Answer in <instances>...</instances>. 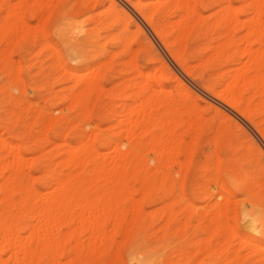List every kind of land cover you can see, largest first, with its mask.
I'll use <instances>...</instances> for the list:
<instances>
[{
  "label": "bare ground",
  "instance_id": "obj_1",
  "mask_svg": "<svg viewBox=\"0 0 264 264\" xmlns=\"http://www.w3.org/2000/svg\"><path fill=\"white\" fill-rule=\"evenodd\" d=\"M262 1L251 0V3L248 4L252 15L246 25L240 20L241 14L246 13L243 10L245 7L237 8L232 0H65L57 7L54 13L49 11L50 13L48 12L49 14L45 18L42 17L44 21L37 29L30 26L25 20L24 13L16 5L13 4V7V5L9 4L8 8H5V12H7V9L8 12L4 19L2 18V22L4 20L2 25L0 23V40L6 43L4 48L2 47L3 49L0 48V72L4 75V78L10 76V67L7 60H12L10 58L11 53L13 49L20 46L23 34L27 35L30 31H38V29L46 25L52 27L51 30L59 32L58 35L63 41L64 50L70 58H88V49L91 46H96L99 42L95 40L96 33L99 31H111L108 36L104 37V40L110 39L112 48L123 46V51H119L120 53H116L118 50L116 52L115 50H112V52L108 51L106 62L101 64L100 61L97 67H94L95 71L93 73L79 75L80 70L79 72L72 70L71 79L75 81V85L72 82L73 88L75 87L79 91H71L70 96L67 94L66 100L69 104L67 108L74 112L78 110L81 120L83 118L85 121L84 118L90 114L88 102L91 98V93L103 89L102 82L107 78L105 71L112 70V67L118 62L123 67H127L128 63L131 64L128 60L125 61V57L129 54L126 52L127 47H131V44L127 46L119 34L113 32L130 31L131 26L135 27L133 40L141 39L144 42L146 47L144 51L152 62L155 58L160 59V64L159 62L158 64L161 65V69H159V72L162 74L164 70L167 71L170 75L167 76L174 79L182 89V96L184 93L187 97H191L193 92L175 75L174 70L171 68L172 65L170 67V63L167 64L168 61L165 62V59L162 58V52L157 48L155 40L151 38L149 29L154 34L153 37L155 36L161 43L164 52L182 69L185 75L193 79L198 78L201 81V88L206 93L205 97L207 100L205 103L207 110L212 112L213 115L210 122L204 123L203 126L200 122L203 116L194 111V107H196L194 105L193 109L189 106L187 110L192 109L196 116L193 112L191 114L196 119L192 117L193 121H185L181 116L179 120L177 112L179 113L182 110H178L175 96L163 85L161 78H158L159 72H156L157 75L154 78L150 71L146 73L138 71L137 54L140 53L139 48L140 46L142 47L140 45L137 49L139 52H136V50L132 51L133 55L136 54L135 58L130 56L134 59V63H132L135 64L134 70L130 71V75H123L122 73L121 75L119 73L123 79L118 87L115 86L117 87L115 93L119 98H122L121 107L119 108L123 112L120 115L125 120H122L124 122L123 128L117 131L116 136L111 137L122 136V141L124 139L123 143H118L117 141L113 143L111 141L112 146L114 145V153L101 155L96 147L95 135L91 139V137L88 138L89 134L87 136L85 133L82 135L77 134L78 138L75 145L67 143L66 139L62 140L64 145L67 146L62 159H59L58 162L56 160L54 165L56 162L57 164L53 165L54 168L51 167L50 171L45 170L47 171L46 173L43 172L44 168L42 166L43 187L47 191L51 190L44 193L36 188L33 182L31 186L23 183V178L27 174L32 175L30 174L31 168L36 167L43 159V146L40 150L42 154L40 158H37L39 157L38 151L37 157L35 159L31 158L32 161L30 158L27 160L31 153L25 156V152L28 153L34 149L35 140H39L38 137L25 135L23 140L20 138L22 144H16L13 139L4 138V133L1 134L0 264H42L44 260H47L48 264H93L100 257L109 259V262H114L121 257L123 251L128 252V258L132 264H159L158 258L153 256L154 254L148 253L144 249V244L140 245L142 242L140 244L136 242L139 239V235L142 234L148 218L145 217L143 203L151 201L153 194L160 190L166 191L169 197L176 196L175 194L179 190L181 198L176 204L183 206L184 204L182 205V203L185 202V206H187L186 203H189L190 207L189 205L187 206L188 208L183 207L186 209L190 208L188 211L189 219L192 220L198 217L205 224L204 231L210 233L209 236L216 234L219 237L218 249L215 248L217 245L213 247L214 243H211L212 240L206 239L209 241L207 245L206 240H203L205 237L202 238L200 245H204L200 249V253L198 252L194 255L192 261H189V264H196L198 261L196 259L201 254L202 257L215 260V264H264V243H259L256 238L254 241L247 242L239 231H235V228V230H230L229 227L231 225L229 223L231 213L235 210L243 209V220H246L247 230L249 228L251 231H255L253 233H259L260 236H264V2ZM25 2L27 1L23 2L21 0L20 3L22 4L20 6ZM34 2L35 0H32L31 4ZM36 2L41 4L44 2L43 6L47 3V7H43L46 8V11L47 8L49 10L51 7V5L49 6V0H36ZM11 6L12 8L9 10ZM213 6L216 7L215 10L205 16L204 11ZM37 7L40 6H35V8ZM105 7H107L106 10L98 12V10ZM43 8L38 9V13H41V16ZM32 10L34 11L33 8ZM94 12L98 13L95 14ZM85 16L88 17L82 23L77 21V19L82 17L85 19ZM240 28L246 29L244 36L243 33L240 36L242 32L239 31ZM42 30L46 29L43 27ZM125 38L128 37L125 36ZM200 38L208 40L203 49L207 51V54L202 53L201 51L203 50L197 48V45H191ZM130 40L132 39L129 38L128 41ZM132 41L128 43H132ZM140 42H138V45L141 44ZM100 44L102 47L97 46L100 47L99 53L101 54L104 48L102 43ZM43 46L45 47V43ZM51 48L54 51V47ZM124 49L126 50L124 51ZM9 52L10 56L8 59ZM38 53L36 54L38 55ZM244 59H247L245 60L247 61L246 63H244L245 61L242 62ZM193 60H197L199 63L194 66L191 64ZM15 63L11 61V64H20ZM61 64L59 63L58 67H56L61 69ZM221 65H223L222 68L229 66L231 68L227 71L225 70L220 76H216L215 72L219 74L217 67L219 66L220 68ZM207 69L213 71L207 72ZM19 70L21 69L19 68ZM67 71L64 72L67 73ZM132 71H136L137 74L136 72L132 73ZM207 73H209V79L206 78ZM17 79H19L18 75ZM67 79H69V76ZM152 79L155 80L153 81ZM19 81L21 83V80ZM18 83L16 82L17 85ZM35 87L33 88L36 89L37 87ZM17 88L19 87L17 86ZM69 88L71 89L72 87ZM36 90L39 89L37 88ZM36 92L38 93V91ZM0 93L2 94V91ZM1 94L0 97H2ZM6 94L8 95L7 91ZM22 94L24 92H20L18 96H22ZM98 94L101 95L100 92ZM67 95L64 94V97ZM99 95L94 93V97ZM177 96L179 95L177 94ZM61 97L57 96L56 99ZM196 98H198L197 95ZM7 99L8 97L3 102L6 103ZM17 99L18 101L15 102L17 104L25 102L23 97H18ZM1 100L4 99L1 98ZM1 100L0 102L3 104ZM26 100H28L27 97ZM12 101L15 100L12 98ZM186 101L189 100L187 99ZM55 102L58 101L53 103ZM27 104L30 106L25 103L22 105L29 109L34 106L30 102ZM95 104L94 107H96ZM6 105L4 109L7 108ZM182 106L183 103L180 108ZM3 107L2 110L5 112L6 110ZM51 107L53 106L51 105ZM161 108L164 109L162 111L164 113L160 112ZM200 111L202 110L200 109ZM52 114L49 117L52 118ZM63 115H60L62 119ZM174 115H176L178 123H175L177 119ZM9 116L8 113L7 117L9 118ZM19 116L14 117V120H17L16 118ZM68 117L71 119L72 116ZM186 118L191 119V116H186ZM58 119L54 117L47 122L45 121L46 125L45 123L38 125H44L42 127L45 128L44 131L46 132L53 131L59 126L60 129L62 128L60 133L66 130L70 131V133L71 131L78 132L77 124L71 125L69 118L65 120V126L61 125V119L60 121ZM79 119L78 121L75 119L78 124ZM11 122H14L13 119ZM111 122H113V119ZM173 122L178 127V131ZM33 123L36 124L35 122ZM3 125L4 130L11 131L12 125L10 124V129L7 120L3 121ZM35 127L37 126L35 125ZM179 127L182 128L181 132L183 133L181 134H179ZM89 128H92V126H89ZM24 129L26 130V128ZM84 129L86 128L84 127ZM91 131L93 130L90 129V136ZM67 134L65 135L67 136ZM65 135L62 136L65 138ZM106 135L108 136V134ZM73 136L76 137L75 135ZM19 137H21V134ZM101 137L103 138L104 136L102 135ZM145 137L149 138L146 143H143V138ZM187 137L191 140L187 141ZM69 139L71 138L69 137ZM125 139L127 141L126 144L124 143ZM61 142L60 144H63ZM103 145L104 147L106 146V144ZM183 153L187 159L184 158V161H181L180 156ZM151 154H154L155 158ZM25 157L27 158L25 159ZM175 165H178L179 171L177 170V173L175 172L177 169ZM173 167H175V170ZM25 168L29 170V173L25 171ZM32 171L35 170L32 169ZM37 172L39 174L41 171ZM202 177L204 179L207 178V184L204 187L201 186L202 188L200 187L201 191L204 189L203 192L197 187L198 184H191L192 179L197 182ZM136 178L142 182L140 184L141 189L137 188V191L140 189L139 197L143 195V198L141 197L142 199L140 198L141 200L138 201L134 197L136 189L131 192ZM213 188H216L217 192H212ZM187 191L194 197L200 198L204 206L196 207L193 203H190V199L186 196ZM130 192V197L124 199ZM218 193H222L219 199L216 197ZM239 196L243 198L240 199ZM126 201L130 202V206H128L130 210L126 207L125 211L134 213L129 222L128 218L124 217L125 212L122 209L125 207ZM174 206L175 203L173 201L167 206L165 217L167 216L169 219L168 223L162 226L164 231H161L160 234H165L167 226L169 227L174 220ZM158 218L160 219V217ZM111 224L113 228L110 229L112 230L110 232L108 227L111 228ZM150 224H155V221H151ZM148 228L150 229V226ZM185 229L184 227L181 236L184 238H186L184 236L186 235ZM201 232L204 233L203 231ZM169 234L172 236L171 232ZM119 235L122 236L121 242L117 240ZM159 236L160 238L162 237L161 235ZM148 237L147 239H149ZM160 238H158V241ZM202 241L205 242L203 243ZM205 245H207V248L203 251L204 247H206ZM162 247L161 249H163ZM152 249L154 251V248ZM201 250L203 253H201ZM168 251L170 253L171 250L168 249ZM187 252L190 253L191 251ZM174 255L176 256L178 253ZM202 257L199 259L201 260ZM96 263L98 264L97 260Z\"/></svg>",
  "mask_w": 264,
  "mask_h": 264
},
{
  "label": "rangeland",
  "instance_id": "obj_2",
  "mask_svg": "<svg viewBox=\"0 0 264 264\" xmlns=\"http://www.w3.org/2000/svg\"><path fill=\"white\" fill-rule=\"evenodd\" d=\"M22 1L24 2L25 0H22ZM26 1L27 2H25L22 6H20L22 4V3H20L21 0H18V1L17 0H11V1L2 0L1 1V6H0V10H1L0 11V23H1V25L4 22V20L2 22V18L4 19V16H6L7 15V12H8V9H7V12H5V8H8L9 4H11V5L14 4V5H16L17 8L19 7L18 9H21V12L24 13L25 20L30 24V26L32 28L35 27L34 29H37L39 27V25H41V23L44 21V18L50 13L49 11H51V13H54L55 10L57 9V7L59 5H61V3L63 1H65V0H52V1L49 0V6L51 5V7L49 8V10L47 8V11H46V8H43V7H47V3H46L47 1L45 2L46 3L45 6H43L44 2H42L43 4H41L40 2L37 3L36 0H35L36 4L34 5V3H35L34 2V3H32L33 4L32 5L31 4V1L32 0H26ZM9 2H11V3H9ZM232 2L235 4V6L237 8H244L245 7L243 10H245L246 13L245 14H241L240 20L245 25L248 24L247 23L248 22V19H250L251 18L250 16L252 15L251 14V9L248 8L249 7L248 4L251 3V0H250V2H249V0H232ZM262 2H264V0ZM244 3L247 4V5H245ZM6 5H7V7H6ZM14 5H13V7H14ZM25 5H26V7H25ZM31 5H32V7H31ZM38 5L40 7L35 8V6H38ZM41 7L43 8L42 9V12H43L42 13V16H41V13H38V9H41ZM11 8H12V6L9 7V10ZM32 8L34 9V11L32 10ZM106 8L107 7L102 8V9L98 10V12L100 13L101 11L106 10ZM215 8L216 7L213 6V7L209 8L208 10H205L204 11L205 16H208L207 14H211V12H213V10H215ZM2 10H4V11H2ZM98 12H96V13H98ZM94 13H93V15H94ZM42 17H44V18H42ZM87 17L88 16H85V19H84V17H82L83 19L80 18V19H77V21L79 23H82L83 21L86 20ZM36 24H37V27H36ZM46 26H43L46 30H42L43 27H41L40 29H38V31H30L29 34H27V35H25V34L22 33L24 35L23 36L24 39L23 38L21 39L20 46L18 48L13 49V51L11 50L12 51L11 56H10V52L8 54V59H9V56L12 59V60H10V59L7 60L8 64H9V67H10L9 68L10 69V76L9 77L6 76V78H4V75H2L1 72H0V74H1V76H0V89H2V90H0V92L2 91V94L0 93L2 95V97H0V100H1V98H3L4 100H1V101L5 105H6L7 101H8V103L6 105V107H7L6 109H4L5 108V105L1 104V102H0V113L2 112V114H0V125H1L0 126L1 127V129H0V139L2 138L1 137V134L4 133L3 134V137L4 138L7 137V139H13V141L16 142V144H20L22 142V141H20V138H21V140H23V138H25V135L26 136L28 135L30 137H33V135H34V136H36V138L38 137L39 140H37V139H36L37 141L35 140V142H36L35 145H38L39 147L34 145L35 151L33 149L31 152H28V153L25 152V156H27V155H29L31 153L28 156V158L25 157V159L26 158H27V160H29V158L30 159L31 158L32 159H35L37 157V151H38V156H39L37 158H40V156L42 155L41 152H40V150H41V147L43 146L42 147L43 148L42 151H44V154L42 155V157H43L42 160L43 161L41 160L40 163L36 167L31 168L30 174H32V175H28L27 174L23 178V183L25 185L31 186L32 185L31 183L33 182V185L36 188H38L40 191H43L44 193L47 190L45 189V187H43L44 186V180H42V176H43L42 171H43V168H44V171L43 172L46 173L47 171H45V170L50 171L51 170V167L54 168V166L57 164L58 160L59 159L60 160L62 159V155H63L64 151L67 150V146L64 145V143H63L62 140L66 139L67 140V143H70V144H74L75 145L76 144L75 142L77 141V138H78V135L77 134H81L82 135V134L85 133L86 136L89 134L88 138L91 137V139H92V136L94 137V135H95L96 138L94 140L97 141L96 147L100 151L101 155H103V156L106 155L107 153L110 154V153H112L114 151V148H113L114 145L112 146L111 141H113V143H114V141H117L118 143H123L124 139L122 141V136H117V138L116 137L115 138H111L113 136H116L117 135V131L120 130L121 128H123L124 122L122 120H125L124 117L122 116L123 117V119H122V117L120 115V113L123 112V110H121L119 108V107H121L120 104L122 103V101H121L122 98L121 97L119 98L117 96V94L115 93V90L118 87V85L121 84V81L123 79L121 75L122 74L123 75H128V74L130 75V73H131L130 71L132 69L134 70V68H135L134 67L135 64H132V63H134L133 62L134 59H132V57H130V56H133L134 57V56H136V54L133 55L132 51L133 50L134 51L136 50V52H139V50H140V53L137 54V56H138L137 57V64L139 65V66L137 65L138 66V71L145 72V73L150 71L152 73L151 75H153V77H154V76L157 75L156 72H159V69H161V65H159L160 64V59H156V58L154 59V57H153L154 61L152 62L149 59V57H147L146 52L144 51V49H146L144 42L141 39H138L137 37H136V39H138L139 41L138 40H133L134 39V36H135L134 35V33H135V27L131 26L130 29H129L130 31H113L115 34H119L120 38L123 39L126 42L125 44H127V46L129 44H131V47L128 46L127 47L128 48L127 50L124 49V51L126 50V52L129 53L128 54L129 58H128V56L125 57V61L128 60L131 64L128 63V66L127 67H123V66L120 65V62H118V63H116V65H114V67H112V70L109 69V70L105 71L106 73L104 72L105 74H107V78H106V80H104L102 82L103 89L102 90H96L97 92L94 91L93 93H91V96H90L91 98H90V100L88 102L89 103L88 104V111L90 112V114L88 115V117L84 118L85 121L83 120V118L81 120V117H80L81 115L79 116L78 115L79 112H77L78 110H76V112H74V111H70L69 108H67L69 106L68 101L66 100V98L68 97V95L70 96L71 91L72 92H76V91L78 92L79 91V89H77L75 87L73 88V86L75 85L74 84L75 81H73V79H71L72 77H71L70 74L74 70H77L78 72L80 70L79 75H81V74L82 75L83 74L88 75V73H90V72L93 73L95 71V68L94 67L95 66L97 67V65H98V63L100 61H101L100 62L101 64H103V63L106 62V60L108 59V51L109 52H112V50H115V52H116L118 50V52H116V53H120L121 51H123V46L120 45L121 47L120 46H118V47L116 46V48H114V47L112 48L111 47L112 41L110 39H107V41L104 40V37L105 36H108L111 31H99V32L97 31L98 33H96L97 35L95 37V40H98L99 41L97 45H99L100 43H102L103 48H104V50H102L103 53H101V54L99 53V51L101 50L100 47H102V46H100L101 45L100 44L99 45L100 47L96 45V46H91L88 49V53H87L88 58H86V59L85 58H70L67 55V53L65 52V50H64L63 41L60 38V35H58L59 32L58 31L51 30L52 27H50L49 25H46ZM240 29H239V31H242L240 33V36H241L242 33H243V36H244L245 33H246V31H245L246 29H244V28L243 29L240 28ZM77 32H79V31H77ZM31 33H33V34H31ZM149 33H150L151 38L153 40H155V44H157V48L159 49V51H161L162 53L165 54L164 55V54L161 53L162 58L165 59V62L168 61L167 64L170 63L169 64L170 67L172 65L171 68H172V70H174L173 72L175 73V75H177L191 89V91L193 92V94L191 95V97H187L184 93H183V96H182L181 95L182 92H183L182 89L178 86V84L176 83V81L174 79H172L171 77H168L170 75L167 73V71L164 70L162 72V74H161V72L158 73L157 76H158V78H161V81H162L163 85L169 91H171V93H173V96H175V99H176V102H177V106L176 107L178 108V110H182L183 111V114L186 113V114L183 115L182 114V111H180L181 113L180 112L179 113L177 112V116L179 117L178 119L180 120L181 116H182L183 119H185V121L192 120L193 118L196 119V117H193L192 114H191L193 112L192 109H193V107L195 105L196 107H194V111L200 113L203 116L202 120L200 121L202 123V125L204 126V123H206V124L209 123L210 120H211V118H212L211 116L213 115V113L210 112L209 110H207V106H206V103H205V101L207 100L206 97H205L206 96V93H204V91L201 88V81L198 78H194L193 79L192 77H189V76L185 75V73L182 71V69L180 67H178V65L170 57H168L169 55L166 54V52H164V48H162L161 43L158 41V39H156L155 36L153 37L154 34L152 33V31L150 29H149ZM98 34H99V36H98ZM121 35H122V37H121ZM125 36L128 37V38H125ZM45 38H47V39H45ZM129 38L132 39L133 41L132 40L128 41ZM48 41H49V43H47ZM131 41H132V43H128V42H131ZM138 42H140L141 44L138 45ZM44 43H45V47L43 46ZM207 43H208V40H205L203 38H200L197 42L192 43L191 45L192 46L197 45L196 46L197 48L203 50L205 48V46H206ZM199 44H200V46H199ZM0 45H1L0 48H2V47L4 48V45H6V43L4 41H1L0 40ZM140 45H142V47ZM139 46H140V48H139ZM48 47H50V48L51 47H54V51H53V48L50 49ZM124 47H125V45H124ZM138 48H139V50L137 51ZM41 50H43V51H41ZM38 52H40L41 54L38 53ZM201 52L202 53L204 52V54H207V51H205V50H203ZM36 53H38V55ZM27 54H29V55H27ZM102 54H103V56H102ZM25 60H26V62H25ZM86 60H89V61H86ZM245 60H247V59H244L242 62H244ZM11 61H12V63H15L16 62L15 64H19V63L20 64L19 65H14V64H11ZM158 62H159V64H158ZM246 62L247 61H245L244 63H246ZM59 63L60 64L62 63L61 64L62 65L61 66V69L60 68H57L58 65H59ZM196 63L198 64L199 62L197 60L191 61V64H193L194 66H195ZM13 65H14V67H13ZM35 65H38V66H35ZM15 67H19L21 70H19V68H15ZM222 67H223V65H221L220 68H219V66L217 67L218 70H219V74H217L218 72H215L216 76H220V74H222L223 72H225V70L227 71V70H229L231 68V66L225 67V68H222ZM66 70H68L67 73H65ZM14 71H16L17 73L14 72ZM18 71H19V73H18ZM208 71H213V70L207 69V72ZM127 72H129V73H127ZM134 72H136V71H134ZM134 72L132 71V73H134ZM119 73L120 74L122 73V74L119 75ZM136 74H137V72H136ZM17 75L19 76V79H17ZM64 75L66 76V78H68V76H69V79L66 80V78H65ZM109 75H111V76H109ZM11 77H12V79H11ZM206 78L209 79V73L206 74ZM213 78H212V80H213ZM19 80H21V83H20ZM22 80H23V82H22ZM152 80L154 81L155 79H152ZM15 81L17 83L19 81L18 85L16 84ZM24 81H25V83H24ZM34 82H35V85H34ZM64 82L66 83V85H65ZM72 82H73L74 85L72 84ZM60 83H62V84H60ZM116 83H118V84H116ZM5 84H6V88H5ZM19 84H20L21 88H20ZM13 86H15V87H13ZM17 86L19 88H17ZM35 86L39 90H36L37 88ZM115 86H117V87H115ZM7 87H8V89H7ZM22 87H23V89H22ZM33 87H35L36 89H34ZM69 87H72V88L70 89ZM42 88H44V89H42ZM179 89H181V90H179ZM33 90H35V92L38 91L39 95H42L43 97L42 96H39L38 93L36 92V94L38 95V97H37V95L35 94V92H33ZM42 90H43V92H42ZM6 91H7V93H8L9 96L6 94ZM16 91H17V95H16ZM63 91L65 92L64 93L65 95H67V94L68 95L64 97ZM20 92H22V93L24 92V94H22V96H20V95L18 96V94ZM98 92H100L101 95H99ZM94 93L95 94L97 93V95H99V96H97V97L95 96L94 97ZM58 94H61V95H58ZM177 94L179 96H177ZM6 95H7L8 99H7L6 103H5L3 101L6 100V98H7ZM109 95H110V97H109ZM180 95H181L182 99H181ZM196 95L198 96V98H196ZM57 96H59V97L62 96L61 98H63V99H61V98L56 99ZM185 96H186V98H185ZM193 96L195 97L196 100L194 99ZM18 97L19 98L23 97V100L25 102H20L19 103L20 105L17 104V103H15V102L18 101V99H17ZM26 97H27L28 100H26ZM93 97H94V99H93ZM177 97L180 98L181 103H180L179 98H177ZM12 98L15 101H12ZM45 99H47V100H45ZM60 99H61V101H59ZM97 99H98V101H97ZM187 99L189 101H186ZM19 101H20V99H19ZM54 101H58V102H55L56 105H55V103H53ZM96 101H97V103L95 104ZM183 101L185 102V104H184ZM26 102L27 103L30 102L31 105L33 104L34 106L33 107L31 106L30 109H29L25 105H22L23 103H25L27 106H30ZM49 102L51 103V105L53 107H51V105H50ZM66 102H67V104H66ZM91 102H93V103H91ZM182 103H183V106L180 108V106L182 105ZM14 104H15V106H14ZM94 104H95L96 107H94ZM101 104H102V106H101ZM118 105H120V106H118ZM16 106H18V107H16ZM99 106H100V108H99ZM116 106H117V108H116ZM189 106L192 107L191 110L189 109L190 111L187 110V108H189ZM2 107H3L4 110H6L5 111L6 112V115H5V112L2 110ZM25 108H26L27 111H29L28 113L25 110ZM37 108L40 109V110H38ZM200 109L202 111H200ZM33 110H34V114H33ZM162 111H164V109L161 108L160 109V112H162ZM7 112L10 115L9 118L7 117V114H8ZM52 112H53V114H52ZM95 112H96V114H95ZM54 113H55V116H54ZM56 113H57V115H56ZM108 113L109 114L112 113L114 115L111 114V116H109ZM162 113H164V112H162ZM50 114H52V118L49 117ZM193 114H195V116H196V113L193 112ZM30 115H32L33 117L30 116ZM60 115L61 116L63 115V119H62V117H60ZM73 115H75V116H73ZM185 115L187 117L191 116V119L190 118H186ZM16 116H19L18 118H16L18 121L17 120H14L15 119L14 117H16ZM58 116L60 117L61 121H60V119H58L59 118ZM68 116L74 117L77 121H78V118H80L79 119V124H81L82 126L79 125L78 122H75V119L74 118L71 117V119H70V117H68ZM174 116L176 117V115H174ZM36 117H38V118H36ZM54 117L57 118L58 121H60V124L63 125V126H65V123H64V122H66L65 120H67V118H69V121L71 122V125L74 124V123L77 124L76 127L78 129L77 130L78 132L71 131V133H70V131H67L66 130L63 133H60L61 132V129H62V128L60 129V126L57 127L53 131L46 132V131H44L45 128L42 127L44 125H40V126L38 125V124H44V123L46 125L47 124L46 122L48 120L53 119ZM82 117H84V116H82ZM105 117L109 121H107L105 119ZM109 117H111V118H109ZM21 118L24 119L23 122H22V119ZM41 118H43V119H41ZM204 118H205V120H204ZM12 119L15 122V124H13L14 122L13 123L11 122ZM112 119H113V122H111ZM176 119H177V117H176ZM178 119H177V122L175 121V123H178ZM195 119H194V121H195ZM4 120H7V123L9 124V128L10 129H11V125H12L11 131L10 130L9 131L4 130V127H3L4 126L3 125V121ZM33 122H35L36 124H34ZM32 123H33V125H32ZM35 125L37 127H35ZM115 125H117V126L114 127ZM173 125L176 126V124H174V122H173ZM89 126H92V128H89ZM98 126H100V127H98ZM2 127H3V129H2ZM84 127L86 129H84ZM108 127H109V129H108ZM112 127H114V128L112 129ZM24 128H26V130ZM79 128H82V129H80L82 131H80ZM90 129L93 130V131H91V136H90ZM181 130H182V128L179 127V131H180L179 134L183 133V132H181ZM99 131H100V133H99ZM177 131H178V127H177ZM43 132H44V134H43ZM45 132L48 133V134H46ZM53 132H55L54 135H53ZM97 132H98V135H97ZM67 133H69V134H67ZM20 134H21V137H19ZM65 134H67V136ZM106 134H108V136ZM138 134H140V133L138 132ZM62 135H65V138ZM73 135H75L76 137H74ZM102 135L104 136L103 138L101 137ZM42 136H44V138H42ZM10 137H12V138H10ZM13 137H15L16 140ZM45 137H46V139H45ZM69 137L71 139H69ZM40 138H42L43 140L40 139ZM57 138H59V139H57ZM148 138L149 137L143 138V143H146V141L148 140ZM189 139L190 138L187 137V141ZM99 140L102 141V142H100ZM106 140H108V142L110 141L109 142L110 145H109L108 142H106ZM60 142L63 143V144H60ZM126 142L127 141L125 139V142L124 143L126 144ZM56 143H58V144H56ZM102 143L103 144H106V146L104 147V145ZM97 144H99L100 146L97 145ZM98 146H99V148H98ZM111 147H112V151H111ZM108 149H109L110 152L108 151ZM32 152L34 153V155H32L33 154ZM0 153H1V150H0ZM58 153H59V155H58ZM151 155H153L152 157L155 158L154 154H151ZM184 158L187 159L186 155L183 153L180 156L181 161H184ZM32 159H31V161H32ZM56 160H57V162L54 165V162ZM31 161H28V162H31ZM42 166H43V168H42ZM175 166L177 167L178 165H175ZM173 168L175 170V167H173ZM32 169L35 170L36 172L35 171H32ZM60 169H59V171H60ZM27 170L28 169L25 168V171L27 173H29V170L28 171ZM39 170L41 171V172H39L40 175L37 172ZM177 170H178V167H177V169L175 171L176 173L179 171V170L178 171ZM33 177H35V178H33ZM34 179H36V180H34ZM206 179L207 178L204 179V177H202L197 182L196 181H193L195 179H192L191 180L192 181L191 184L192 185L198 184L197 187L201 191V188L204 187L207 184L206 183ZM140 184H142L141 180H139L138 178H136L135 179V182H133L134 188L131 185V187H132L131 192H133L136 189L134 191V197L136 198L137 201L138 200H141L143 198V195L141 196L142 198L139 197L140 196V193H141V191H140V189H141L140 186L141 185ZM135 186H136V188H135ZM137 188H140V189H138V191H137ZM202 190L204 191V189H202ZM48 191H51V190H48ZM136 191H137V193H136ZM203 191H201V192H203ZM131 192L129 193V195L125 196L126 198L124 197V199H128L130 197V195H131ZM162 192H163V194H162ZM212 192H217L216 188L215 189L213 188L212 189ZM179 193L180 192L178 190V192H176V194H175L176 196L173 195L172 197H169V196H167L168 193L166 191H163V190L156 191V193L153 194V197H152V200L151 201L143 203L144 204L143 205V210H144V213L146 215L145 217L146 218L148 217V218H147V221H146L145 228H144L142 234L139 235V239H138V241L136 243L140 244L142 242L140 245H143L144 244V246H145L144 249L148 253L154 254L153 256H156L158 258V260H159L158 263L159 264H189L190 263L189 261H192V258L194 257V255H196L200 251V249L202 248V246L204 245V244L203 245H200L201 244V240L204 237H205V239H203V240H206V239H208L209 241L212 240L211 243H214L213 244V247L219 243V237H218V235H216V234L213 235V236L210 235L211 236L210 237L209 236L210 233H207V232L204 231L205 224L203 223L202 220H200L198 217H196V218H194L192 220L189 219V213H188V211H189L190 208L189 209L183 208L185 206V202L182 201L183 202L182 205L184 204L183 206H181V205L179 206V204L178 205L176 204V202L181 198V194H179ZM221 194L222 193H218L217 194V196H216L217 199H219L221 197ZM186 196H187V198L190 199V203H193L196 207H199V206L200 207H203L204 206V203H201V199L198 198V197H194L189 191H187ZM165 197H167V198H165ZM201 197L202 198H205L203 196H201ZM239 198L242 199L243 197L239 196ZM170 200H172L175 203V206H174V214H173L174 220L172 218L173 221H172V223H171V225L169 227L167 226L166 233L165 234L164 233L160 234L161 231L162 232L164 231V229L162 228V226L163 225H166L168 223V219L169 218L167 216L165 217V214H166L165 211H166L167 206H169L172 203V201H170ZM129 203H130L129 201H126L125 202V207L122 208L124 210V212H125L124 213V217H127L128 218V222L130 221L129 219L132 218L133 217V214H134L132 211H125L127 209L126 207L130 206ZM186 204H187V206L189 205V203H186ZM187 206H185V207H187ZM189 207H190V205H189ZM128 208L130 210V207H128ZM241 211H242V213H241ZM167 213H168V211H167ZM187 216H188V218H187ZM158 217H160V219ZM156 218H158V219H156ZM243 219H244V217H243V209H239L238 211L235 210L233 213H231V215L229 216V223L231 224L229 226L230 227V230L231 229L233 230L235 228L236 230L235 229L234 230L235 231H239V233L241 234V236H243L247 242L248 241L249 242L250 241H254V239L256 238V240L258 239L257 241H259V243L260 242L261 243H264V236L263 237L260 236L259 233H253L255 231H253V230L251 231V229H249V228L247 230V228H246L247 227L246 220H243ZM153 220L155 221V224H150V222L153 221ZM149 226H150V229L148 228ZM110 227L111 228L108 227L109 230L113 228L112 224L110 225ZM184 227L186 228L185 231H184L185 234H186L184 236L186 238L181 237L182 236V230H183ZM111 231L112 230H110V232ZM201 231H203L204 233H202ZM169 232H171L172 236H170ZM159 235H161L162 237L160 238ZM147 236H149L148 237L149 239H147ZM158 238H160L159 241H158ZM117 240L119 242H121L122 241V236L119 235V237L117 238ZM197 240H198V242H197ZM209 241L206 240L207 245H208V242ZM162 245H163V247H162ZM198 245H200V246H198ZM207 245H205L206 247H204L203 251L205 250V248H207ZM161 247L163 249H161ZM152 248H154V251H152L153 250ZM215 248L218 249V245L215 246ZM168 249L171 250L170 251L171 254L169 253ZM190 249H192V250H190ZM193 250H195V252H193ZM187 251H191V252L188 253ZM177 253H178V255L175 256L174 254H177ZM191 253H194V254H191ZM201 253H203L202 250H201ZM201 255L198 256V258L196 259V261L198 260L197 261L198 264H215V260H210L207 257H202ZM173 256H175V257H173ZM165 257L166 258H169V259H166ZM200 257H202L201 260L199 259ZM181 258H182V260H181ZM96 260L98 261V264H110V263L111 264H132L131 261L128 258V252L127 251H123L122 252L121 257L117 259L118 261L116 260L117 262L116 261H114V262L110 261L109 262V259L107 260V259H105L103 257L97 258ZM96 260H95V262L93 264L96 263ZM42 264H48L47 260H44Z\"/></svg>",
  "mask_w": 264,
  "mask_h": 264
}]
</instances>
